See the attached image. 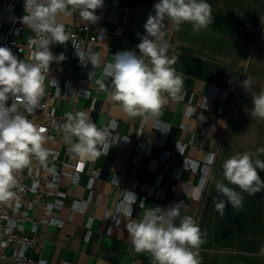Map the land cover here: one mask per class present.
<instances>
[{
    "label": "crops",
    "instance_id": "1",
    "mask_svg": "<svg viewBox=\"0 0 264 264\" xmlns=\"http://www.w3.org/2000/svg\"><path fill=\"white\" fill-rule=\"evenodd\" d=\"M207 2L213 23L198 33H193L190 23L177 30L164 21V39L170 45L167 55L176 57L173 67L183 74V87L180 99L163 94L167 102L156 116L128 117L109 99L114 87L105 68L114 62L117 49L139 54L136 45L146 34L143 25L157 2H121L117 8L110 7L92 27L91 34L105 33L92 46L97 61L87 71L73 61L52 62L58 72L80 80L77 112H86L98 128H107L109 139L105 152L101 151L104 145H98L101 155L88 158L78 183L63 176L61 190L68 194L63 209L55 215L64 220V226L39 225L45 241L41 251L30 250L33 259L45 264H154L149 253L134 250L125 225L130 219L142 218L149 208L179 204L180 216H191L201 229V264H264L259 255L264 245V189L255 195L242 193L243 209L228 204L224 216L212 203L222 198L215 187L217 181L241 191L224 179L223 162L236 153H256L264 147V120L250 115L252 95L264 89V0ZM58 22L66 32L87 23L71 15L58 16ZM118 28L121 33L115 32ZM53 48L72 51L70 38L66 45ZM246 79L252 81L247 91L241 86ZM57 107L65 116L76 113L73 102L61 99ZM57 133L64 136L63 131ZM211 158L215 159L212 165ZM258 158L264 161V154ZM257 171L264 180V171ZM93 173L98 175L96 195L84 211L72 213L74 199L87 197L85 184ZM207 177L203 189L200 183ZM117 209L124 214L117 226L111 225L109 220ZM34 212L42 217L40 209ZM22 227L28 231L30 224ZM4 252L12 256L13 248L0 249ZM0 264L14 262L3 257Z\"/></svg>",
    "mask_w": 264,
    "mask_h": 264
},
{
    "label": "clouds",
    "instance_id": "2",
    "mask_svg": "<svg viewBox=\"0 0 264 264\" xmlns=\"http://www.w3.org/2000/svg\"><path fill=\"white\" fill-rule=\"evenodd\" d=\"M103 4L104 0H25L26 15L22 21L36 33V38L29 42V47L35 48L32 62L19 59L10 48L0 46V203L18 199L14 191L18 187L16 173L28 167L33 159L47 167L50 155L45 147L46 129L21 114L14 101L21 100L28 113L35 111L44 95L50 64L66 59L63 52L55 55L51 51L52 45H66L70 38L64 25L58 22V16L71 15L68 11L71 6L72 12H78L82 20L95 23L98 20L95 12ZM153 11L143 25L146 34L136 45L139 54L119 52L105 68L114 87L109 99L120 105L128 117L158 115L167 102L164 93L174 99L181 98L183 74H178L173 67L176 57L167 55L170 45L164 39V21H169L177 30L183 23H190L194 34L213 23L207 0H158ZM92 63H96L95 57ZM241 86L247 91L252 81L246 79ZM9 101L13 102L9 104ZM250 115L264 120V89L252 95ZM62 130L70 151L82 160L99 157L98 145L107 147L109 130L98 128L86 112H68ZM260 154H264V147L256 153H236L223 162L224 179L241 191L216 182L217 193L222 198L212 203L221 216L225 215L228 204L236 210L243 209L242 193L255 195L264 189V180L257 171H264V161L258 158ZM48 171L55 169L48 168ZM199 195L198 189L197 198ZM179 206L149 208L142 218L130 219L125 225L134 250L149 253L154 264H201L198 253L204 242L201 229L191 216H180ZM259 255L264 257V245Z\"/></svg>",
    "mask_w": 264,
    "mask_h": 264
},
{
    "label": "built area",
    "instance_id": "3",
    "mask_svg": "<svg viewBox=\"0 0 264 264\" xmlns=\"http://www.w3.org/2000/svg\"><path fill=\"white\" fill-rule=\"evenodd\" d=\"M122 0H104L103 7L97 9L95 14L103 17L110 8H117ZM25 0H0V46L8 47L17 55L19 59L32 62V55L35 51L34 46L29 47L30 40L36 38V33L31 31L22 21L24 15ZM68 11L71 16L80 18L78 12H72L71 6ZM151 14H154L152 11ZM61 16V15H60ZM70 16V15H67ZM97 20V21H98ZM97 21L95 23H97ZM95 23L87 21L86 24L78 26L76 31L66 32L70 35L72 51H57L51 46V51L55 55L64 53L66 59L64 62L73 61L83 70H88V65L92 63L97 55L92 50V46L104 36L105 31L91 34ZM90 33L89 36H83L82 33ZM116 33H121L122 28H118ZM25 38V39H21ZM120 50L117 49L116 53ZM52 63L49 72L44 81V95L39 101V105L32 113H28L22 107L21 100H15L18 105V111L28 120L36 125L46 129L45 135L48 137L45 147L50 150L47 160V167L41 165L38 160L33 159L32 163L16 173L18 187L14 189L18 193V199L14 198L9 203H0V249L13 248L12 256L7 253H0V258H10L14 264H45V261H36L29 252L31 249L41 251L44 239L39 232V225L47 224L61 228L64 226V220L55 215L56 211L62 210L68 193L61 190V181L63 176H69L74 183H78L81 174L85 172L88 159L82 160L70 151V145L65 141L62 134L57 131H63L62 126L66 122V116L58 111L57 102L61 99L74 103L73 111L77 112L76 101L78 96L82 95L78 91L76 84L79 79L70 76L67 72H58ZM85 82H91L89 79ZM13 101H9V104ZM107 147H102L105 152ZM211 158L209 164L214 163ZM83 165L81 168L80 165ZM71 168L70 170L67 168ZM48 168H54V172H49ZM97 174L90 175L85 184L88 192L85 199H74L72 213L75 211H84L86 204L89 203L95 194L94 182ZM208 177L204 178L200 186L205 189ZM22 189V190H21ZM120 197L118 205L124 202V197ZM98 199L100 195L97 196ZM127 197V196H126ZM42 211V217L35 215V210ZM124 213L118 209L112 215L109 222L111 225H118ZM30 224V229L25 230L22 225ZM89 236V235H88Z\"/></svg>",
    "mask_w": 264,
    "mask_h": 264
},
{
    "label": "trees",
    "instance_id": "4",
    "mask_svg": "<svg viewBox=\"0 0 264 264\" xmlns=\"http://www.w3.org/2000/svg\"><path fill=\"white\" fill-rule=\"evenodd\" d=\"M152 1L153 0H122V3L125 5H146L155 3ZM156 2H158V0Z\"/></svg>",
    "mask_w": 264,
    "mask_h": 264
},
{
    "label": "rangeland",
    "instance_id": "5",
    "mask_svg": "<svg viewBox=\"0 0 264 264\" xmlns=\"http://www.w3.org/2000/svg\"><path fill=\"white\" fill-rule=\"evenodd\" d=\"M157 0H153L152 2H156ZM21 39H25V38H21Z\"/></svg>",
    "mask_w": 264,
    "mask_h": 264
},
{
    "label": "snow or ice",
    "instance_id": "6",
    "mask_svg": "<svg viewBox=\"0 0 264 264\" xmlns=\"http://www.w3.org/2000/svg\"><path fill=\"white\" fill-rule=\"evenodd\" d=\"M80 167L82 168V167H83V165L81 164V165H80Z\"/></svg>",
    "mask_w": 264,
    "mask_h": 264
}]
</instances>
